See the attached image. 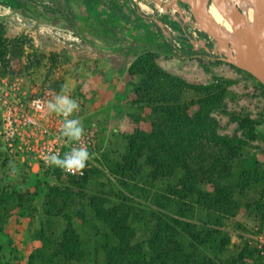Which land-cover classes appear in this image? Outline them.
<instances>
[{
	"label": "rangeland",
	"instance_id": "1",
	"mask_svg": "<svg viewBox=\"0 0 264 264\" xmlns=\"http://www.w3.org/2000/svg\"><path fill=\"white\" fill-rule=\"evenodd\" d=\"M118 2L119 7L132 2L137 9L135 15L145 16L150 22L154 41L150 43L149 54L155 63L183 82L202 87L171 88L177 91L178 100L190 104L191 112L203 111L207 115L208 133L245 142L232 156L213 139L201 140L199 160L205 157V163L211 166L218 158V166L232 168L230 176L221 183L234 195L229 213L222 221L219 236L227 243L216 254L219 264H264V83L224 60V54L201 29L196 11L186 0H0V68L20 72L31 69L35 81L41 82L53 66L61 67L65 61L63 50L56 61L49 54L54 40L69 42L72 47L84 45L88 52L110 54L111 63L121 71L129 62L128 73L135 67V74L123 80L129 91L124 104L121 101L113 108H92L103 125L102 152L99 165L90 169L86 178H71L54 165L47 168L34 161L31 165L21 162L7 152L0 137V264L64 263L51 261L48 252L62 242L66 229L83 240L80 242L83 256L64 264L103 262L100 242L93 232L98 223L88 198L100 196L116 204L126 201L130 194L121 188L114 174L116 167L128 152L132 134L152 132L151 107L145 104L143 76L136 74L135 65L144 57L143 46L138 39L131 47L126 43L128 35L137 33L141 25L130 27L123 18H118L111 7ZM228 4L229 7H222L224 11L243 17L234 0ZM212 5L210 0L209 8ZM250 24L238 46L231 42L238 61L247 52V37L260 30L255 23ZM182 26L197 49L211 44L212 53L223 59L169 55L157 47L164 32L173 40L172 34L179 36ZM184 48L191 51L188 46ZM245 119L256 123L253 137L241 123ZM223 155L228 160H220ZM82 215L85 219H81ZM211 221L215 223L214 218ZM213 230H217L216 225ZM216 236L212 234L213 238Z\"/></svg>",
	"mask_w": 264,
	"mask_h": 264
},
{
	"label": "trees",
	"instance_id": "2",
	"mask_svg": "<svg viewBox=\"0 0 264 264\" xmlns=\"http://www.w3.org/2000/svg\"><path fill=\"white\" fill-rule=\"evenodd\" d=\"M180 30L179 40L188 46L191 38L183 26ZM143 51L144 57L135 65L136 74L143 76L145 104L151 107L152 132L132 134L128 152L116 167L114 174L121 188L130 194L126 201L116 204L100 196L88 198L98 223L93 232L104 257L100 264H219L216 254L227 243L219 236L222 221L234 195L221 183L230 176L232 168L218 166V158L211 166L205 163V157L199 160L200 141L211 138L232 156L245 142L208 133L207 115L203 111L191 112L190 104L180 102L177 91L171 90L202 87L165 72L152 59L149 48ZM165 51L175 56L223 59L212 53L211 44L189 52L169 45ZM133 66L129 70L131 76L135 74ZM6 73V67H1L0 76ZM57 87L62 85L58 83ZM241 123L253 137L256 123L248 119ZM220 160L228 158L223 155ZM88 172L71 178H86ZM213 218L216 224L211 221ZM215 225L217 230H213ZM212 234L217 236L213 238ZM61 241L48 252L51 261L72 263L83 256V240L74 232L64 230Z\"/></svg>",
	"mask_w": 264,
	"mask_h": 264
},
{
	"label": "built area",
	"instance_id": "3",
	"mask_svg": "<svg viewBox=\"0 0 264 264\" xmlns=\"http://www.w3.org/2000/svg\"><path fill=\"white\" fill-rule=\"evenodd\" d=\"M191 42L195 44L193 40ZM57 94L60 91L51 75L36 82L31 69L20 72L8 68L7 73L0 76V137L4 140L7 152L14 158L28 165L32 161L38 162L39 166L47 168L52 166L44 160L49 153H59L62 157L71 147L86 146L90 159L82 174L68 173L58 167L67 176L83 177L99 165L103 125L99 117L77 101L79 109L69 119L80 120L83 126L82 139L77 142L62 137L60 129L63 117L49 113L47 109V101Z\"/></svg>",
	"mask_w": 264,
	"mask_h": 264
},
{
	"label": "crops",
	"instance_id": "4",
	"mask_svg": "<svg viewBox=\"0 0 264 264\" xmlns=\"http://www.w3.org/2000/svg\"><path fill=\"white\" fill-rule=\"evenodd\" d=\"M106 5L110 6L109 3ZM111 7L112 12L118 18H123L130 27H135L136 23L141 25V29L138 28L137 33L135 31L133 32L135 33L134 35H128L127 47L133 46L135 39H138L143 48H149L151 41H154V38L150 35V22L145 16L139 18L135 15L137 13L135 4L127 2L122 7H119L118 2V4L112 3ZM172 35L174 36L173 40H170L164 32V35H161L160 42L157 41V47L165 50L169 45H172L185 50L184 47L186 46L180 42L179 36H176V34ZM188 47L191 50L197 49V45H192L191 40ZM49 51L54 61L60 57V51L65 56V61L61 67L53 64L55 66L51 68L52 70H49V75L54 78V81H58L57 83L62 85L59 88L60 94L68 95L85 105L93 115L95 114L92 108H96V110L105 106L113 108L120 105L121 101L124 104L129 91L126 88L128 83L123 80H126L127 76L130 78L128 73L130 62L121 71L120 68L111 63L110 54L103 55L101 53L88 52L84 45L72 47L66 41L60 43L54 40L49 47ZM124 117L129 118L128 115ZM117 122H120L119 119H117ZM133 126H136V123H133ZM134 130L133 128L132 131Z\"/></svg>",
	"mask_w": 264,
	"mask_h": 264
},
{
	"label": "bare ground",
	"instance_id": "5",
	"mask_svg": "<svg viewBox=\"0 0 264 264\" xmlns=\"http://www.w3.org/2000/svg\"><path fill=\"white\" fill-rule=\"evenodd\" d=\"M211 1L214 4L210 7L211 18L221 29L224 38L226 40L227 38L230 39V42L236 46L239 45L242 39H245L243 38V31L247 29L248 24L251 23L250 26H252L255 23L260 28L258 32H254V34L247 37V52L244 59L239 58V62L241 63L243 60L242 64L245 65L264 66L263 63L255 59V56L264 57V7L262 0H234L244 14L242 18L223 10L222 7H229L228 3L231 0ZM260 13L262 16H259ZM197 16L200 17L198 11ZM235 27H237L239 36L235 32Z\"/></svg>",
	"mask_w": 264,
	"mask_h": 264
},
{
	"label": "clouds",
	"instance_id": "6",
	"mask_svg": "<svg viewBox=\"0 0 264 264\" xmlns=\"http://www.w3.org/2000/svg\"><path fill=\"white\" fill-rule=\"evenodd\" d=\"M49 113H55L63 117V124L60 129L61 136L68 140L81 141L83 136V126L79 119H69L72 114L79 109V104L68 95L57 94L51 100L47 101ZM90 153L86 146L71 147L61 157L59 153H49L44 157L45 163L54 165L72 174L81 173L85 168ZM10 167L14 166L10 163Z\"/></svg>",
	"mask_w": 264,
	"mask_h": 264
},
{
	"label": "water",
	"instance_id": "7",
	"mask_svg": "<svg viewBox=\"0 0 264 264\" xmlns=\"http://www.w3.org/2000/svg\"><path fill=\"white\" fill-rule=\"evenodd\" d=\"M186 2L196 13L199 12L200 17L197 18V21L200 23L201 29L212 41L217 43L219 51L224 54V60L256 76L264 83V66L245 65L236 59L233 44L224 38L221 29L211 18L210 0H186ZM262 2L264 7V0ZM255 59L264 64V57L255 56Z\"/></svg>",
	"mask_w": 264,
	"mask_h": 264
}]
</instances>
